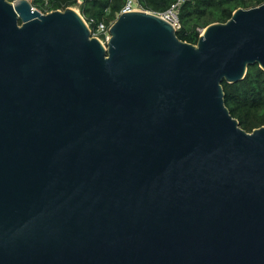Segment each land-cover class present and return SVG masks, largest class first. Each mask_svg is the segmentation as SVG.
<instances>
[{"label":"water","instance_id":"obj_1","mask_svg":"<svg viewBox=\"0 0 264 264\" xmlns=\"http://www.w3.org/2000/svg\"><path fill=\"white\" fill-rule=\"evenodd\" d=\"M108 33L0 0V264H264V126L222 87L264 72V2L195 45L146 11Z\"/></svg>","mask_w":264,"mask_h":264},{"label":"trees","instance_id":"obj_2","mask_svg":"<svg viewBox=\"0 0 264 264\" xmlns=\"http://www.w3.org/2000/svg\"><path fill=\"white\" fill-rule=\"evenodd\" d=\"M13 1V0H8ZM178 0H139L143 11L161 13ZM126 0H30L34 9L45 14L77 8L90 29L113 22ZM264 0H184L179 8L180 28L177 38L188 44L197 43L200 31L210 24L227 22L236 9L256 7ZM224 103L240 128L251 133L264 126V72L250 66L242 81L222 83Z\"/></svg>","mask_w":264,"mask_h":264},{"label":"built area","instance_id":"obj_3","mask_svg":"<svg viewBox=\"0 0 264 264\" xmlns=\"http://www.w3.org/2000/svg\"><path fill=\"white\" fill-rule=\"evenodd\" d=\"M183 1L184 0H178L169 9L161 13L149 12V11H146V12L152 13L160 17L162 20L169 23L177 31L180 28L179 8ZM132 11H143L140 6L139 0H126L123 8L121 9L117 17L124 12H132ZM112 23L113 22L109 23L108 25L102 23V24H99L96 28L90 29L92 36L99 39L101 43L105 45L110 38L108 31ZM201 31H200V34H201Z\"/></svg>","mask_w":264,"mask_h":264},{"label":"rangeland","instance_id":"obj_4","mask_svg":"<svg viewBox=\"0 0 264 264\" xmlns=\"http://www.w3.org/2000/svg\"><path fill=\"white\" fill-rule=\"evenodd\" d=\"M28 1L30 2V0H28ZM73 9H75L78 12L77 8H73Z\"/></svg>","mask_w":264,"mask_h":264}]
</instances>
